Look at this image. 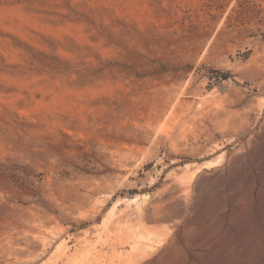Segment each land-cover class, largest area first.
<instances>
[{"label":"rangeland","instance_id":"374dc122","mask_svg":"<svg viewBox=\"0 0 264 264\" xmlns=\"http://www.w3.org/2000/svg\"><path fill=\"white\" fill-rule=\"evenodd\" d=\"M0 264H264V0H0Z\"/></svg>","mask_w":264,"mask_h":264},{"label":"bare ground","instance_id":"6f19581e","mask_svg":"<svg viewBox=\"0 0 264 264\" xmlns=\"http://www.w3.org/2000/svg\"><path fill=\"white\" fill-rule=\"evenodd\" d=\"M10 234V233H9ZM13 238V237H12ZM14 239V238H13ZM11 240V239H10ZM16 240V239H15ZM18 240V239H17Z\"/></svg>","mask_w":264,"mask_h":264}]
</instances>
